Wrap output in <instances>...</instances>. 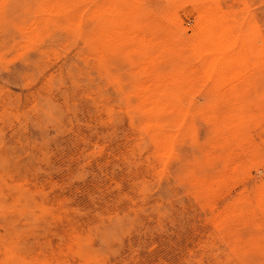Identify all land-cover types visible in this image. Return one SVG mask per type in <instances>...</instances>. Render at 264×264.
Here are the masks:
<instances>
[{
	"label": "rangeland",
	"instance_id": "rangeland-1",
	"mask_svg": "<svg viewBox=\"0 0 264 264\" xmlns=\"http://www.w3.org/2000/svg\"><path fill=\"white\" fill-rule=\"evenodd\" d=\"M0 264H264V0H0Z\"/></svg>",
	"mask_w": 264,
	"mask_h": 264
},
{
	"label": "bare ground",
	"instance_id": "bare-ground-1",
	"mask_svg": "<svg viewBox=\"0 0 264 264\" xmlns=\"http://www.w3.org/2000/svg\"><path fill=\"white\" fill-rule=\"evenodd\" d=\"M196 10V12H197V14H198V16H200L201 17V20L203 21L204 20V22H202V28L203 27H205V28H208V26H209V28H212V29H208V30H216V27L219 25V23L217 22V23H215V21L218 19V17H220L221 16V14L219 13V8L217 7V4L216 3H211V4H208V5H204V7L203 6H200L199 8L197 7V9H195ZM223 17V16H222ZM223 19V18H222ZM221 19V20H222ZM223 22H224V19H223ZM220 28V27H219ZM223 28V27H222ZM218 29V28H217ZM213 30V31H214ZM227 30V29H226ZM228 31H229V29H228ZM226 32V34H225V37H230V38H226L227 40L228 39H232L233 38V36H232V34H231V32L229 33V32ZM229 33V34H228ZM214 36L211 34V35H209V38H204L202 41H204L205 43H207V47H205L206 48V50H204V51H206L205 53L204 52H202V53H204V55L207 53V55H210V54H212V53H214V51H216L218 48H219V46H215L214 45V43L216 42L217 44H219V45H221V44H223L224 43V40H226L225 38H223V36H222V38H213ZM201 41V42H202ZM203 42V43H204ZM203 43H201V47H202V45H203ZM216 44V45H217ZM204 46V45H203ZM204 49V48H203ZM202 49V50H203ZM197 55V54H196ZM215 63V62H214ZM224 69V68H223ZM222 71V70H221ZM222 72H224V71H222ZM222 74V73H221Z\"/></svg>",
	"mask_w": 264,
	"mask_h": 264
}]
</instances>
